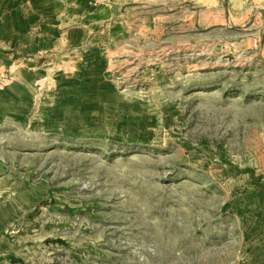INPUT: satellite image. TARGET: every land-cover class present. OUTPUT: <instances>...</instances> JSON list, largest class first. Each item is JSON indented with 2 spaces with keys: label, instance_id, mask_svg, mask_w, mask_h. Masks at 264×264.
<instances>
[{
  "label": "rangeland",
  "instance_id": "rangeland-1",
  "mask_svg": "<svg viewBox=\"0 0 264 264\" xmlns=\"http://www.w3.org/2000/svg\"><path fill=\"white\" fill-rule=\"evenodd\" d=\"M138 11L0 44V264H264V28Z\"/></svg>",
  "mask_w": 264,
  "mask_h": 264
},
{
  "label": "crops",
  "instance_id": "crops-1",
  "mask_svg": "<svg viewBox=\"0 0 264 264\" xmlns=\"http://www.w3.org/2000/svg\"><path fill=\"white\" fill-rule=\"evenodd\" d=\"M154 0H113L94 5L92 0H0V44L22 55L37 56L41 49L59 48V40L75 31H119L135 24L140 5ZM195 25L210 22L214 27L264 28V0H174ZM62 33L55 36L52 33ZM51 42L44 46L47 41ZM62 40V39H61ZM54 46V47H53ZM73 46L68 43L67 47ZM21 62V61H20ZM30 62H33L30 60Z\"/></svg>",
  "mask_w": 264,
  "mask_h": 264
}]
</instances>
